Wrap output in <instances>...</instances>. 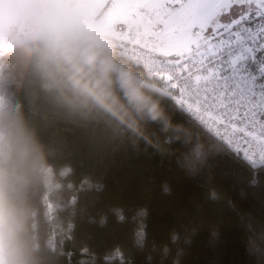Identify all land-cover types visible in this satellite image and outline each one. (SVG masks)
<instances>
[{
  "label": "trees",
  "instance_id": "obj_1",
  "mask_svg": "<svg viewBox=\"0 0 264 264\" xmlns=\"http://www.w3.org/2000/svg\"><path fill=\"white\" fill-rule=\"evenodd\" d=\"M91 36L46 37L75 49L95 46ZM34 40L0 52V112L13 110L49 166L28 193L37 264H264V165L246 162L113 50L161 115L132 109L141 135L103 110H71L38 74ZM252 53L258 77L264 55ZM13 240L10 219L0 221L4 264Z\"/></svg>",
  "mask_w": 264,
  "mask_h": 264
},
{
  "label": "snow or ice",
  "instance_id": "obj_2",
  "mask_svg": "<svg viewBox=\"0 0 264 264\" xmlns=\"http://www.w3.org/2000/svg\"><path fill=\"white\" fill-rule=\"evenodd\" d=\"M109 21L150 58L174 99L250 161L264 158V0H108ZM225 17L227 19H225ZM257 50H259L257 52Z\"/></svg>",
  "mask_w": 264,
  "mask_h": 264
},
{
  "label": "clouds",
  "instance_id": "obj_3",
  "mask_svg": "<svg viewBox=\"0 0 264 264\" xmlns=\"http://www.w3.org/2000/svg\"><path fill=\"white\" fill-rule=\"evenodd\" d=\"M32 55L45 87L75 112L103 110L138 133L132 109L147 111L152 119L161 115L135 70L121 63L102 39L95 46L71 49L37 36ZM48 167L39 143L13 110L0 112V221L10 219L14 233L7 264H37L28 193Z\"/></svg>",
  "mask_w": 264,
  "mask_h": 264
},
{
  "label": "water",
  "instance_id": "obj_4",
  "mask_svg": "<svg viewBox=\"0 0 264 264\" xmlns=\"http://www.w3.org/2000/svg\"><path fill=\"white\" fill-rule=\"evenodd\" d=\"M28 2L29 0H18L17 9H12L9 12L7 8L11 6L7 5V0H1L0 52L19 45L23 41L20 35L11 37L10 39H8V36L11 29L17 26L18 22L26 15ZM60 3V0H51L49 6L37 17V26L47 35L65 38L72 36L78 30L79 22L90 12L94 2L93 0H76L75 4L70 8H64L61 13H58ZM53 15L55 16V21L50 22V17Z\"/></svg>",
  "mask_w": 264,
  "mask_h": 264
},
{
  "label": "built area",
  "instance_id": "obj_5",
  "mask_svg": "<svg viewBox=\"0 0 264 264\" xmlns=\"http://www.w3.org/2000/svg\"><path fill=\"white\" fill-rule=\"evenodd\" d=\"M91 39L93 40L94 44H97L102 39L104 43L108 46V48L110 50L115 51V53L118 56H121L131 61L132 63L138 65L142 69L146 77L154 79L159 82V85H158L159 89L163 93L171 97V99L173 100L177 108L187 113L203 129L207 130L211 135L215 136L216 138L221 140L223 143H225L231 150L238 153L246 162H248L249 164L253 166L264 165V158H261L259 155H256L252 160L249 161L242 152L238 151L235 147L228 144L227 141L223 140L221 136H219L214 129H212L208 124H206L196 112L189 109L187 105L181 102H178L176 99H174V94L172 92V89L169 87L168 81L165 78H162L161 76L157 75V71L151 67L150 58L147 57L140 50L139 47H136L129 43L117 42L111 38H107L101 35L91 36ZM252 60H253V53H250L249 56L244 57L243 61L240 62L238 70L241 72H244L245 74L252 73L249 67ZM5 103H6V98H4V96L0 94V109H2L5 106Z\"/></svg>",
  "mask_w": 264,
  "mask_h": 264
},
{
  "label": "rangeland",
  "instance_id": "obj_6",
  "mask_svg": "<svg viewBox=\"0 0 264 264\" xmlns=\"http://www.w3.org/2000/svg\"><path fill=\"white\" fill-rule=\"evenodd\" d=\"M30 0V4H31ZM45 3H41L39 8H33V10H28L26 15L20 20L15 26L14 31H21V37L24 41L35 39L37 36H44L46 37L47 34L39 27L36 26L35 28L29 27L28 19L31 15H38L39 10L43 9ZM41 8V9H40ZM37 9V10H36ZM110 17V5L108 0H96L92 6L90 12L79 22L78 30L72 35L68 36V38H76L77 36L84 35L87 37L91 34H102L107 37L115 38L116 40L125 41L121 33L117 30L116 26L112 25L109 21ZM225 19H227L225 17ZM95 36V35H94ZM51 39H54L52 36H48ZM57 43H60L59 40H55ZM63 45L70 46L68 44ZM0 261H3V257L0 253Z\"/></svg>",
  "mask_w": 264,
  "mask_h": 264
},
{
  "label": "flooded vegetation",
  "instance_id": "obj_7",
  "mask_svg": "<svg viewBox=\"0 0 264 264\" xmlns=\"http://www.w3.org/2000/svg\"><path fill=\"white\" fill-rule=\"evenodd\" d=\"M61 1V3H60V8H59V10H58V13H61L62 11H63V9L64 8H66V9H68V8H70L72 5H74L75 4V2H76V0H60ZM96 0H93V2H95ZM29 2H30V0H29ZM28 2V6H27V10H26V12L28 11V10H33V8H39V5L41 4V3H45V6H44V8L43 9H41V10H39V12H38V15L37 16H35V15H31L29 18H27L28 19V22H29V27H33V28H35L36 26H37V17L39 16V14L43 11V10H45V8L46 7H48L49 6V4H50V2H51V0H32L31 1V4ZM0 4H1V0H0ZM94 4V3H93ZM7 5H9V6H11L10 8H7V10L9 11V12H11L12 11V9H14V10H16L17 9V5H18V0H7ZM37 10V9H36ZM25 12V13H26ZM50 19L51 20H49L50 22H52V21H55V16L53 15V16H51L50 17ZM14 29H15V27L14 28H12L11 29V32H10V35L8 36V39H10L11 37H14V36H17V35H20L21 36V31L19 30V31H14ZM47 36H51V35H47ZM53 37V36H52ZM66 38V37H65ZM1 253V252H0Z\"/></svg>",
  "mask_w": 264,
  "mask_h": 264
},
{
  "label": "crops",
  "instance_id": "obj_8",
  "mask_svg": "<svg viewBox=\"0 0 264 264\" xmlns=\"http://www.w3.org/2000/svg\"><path fill=\"white\" fill-rule=\"evenodd\" d=\"M93 35H101V36H105V35H102V34H93ZM105 37H107V36H105ZM107 38H111V37H107ZM111 39H113V40H115L114 38H111ZM115 41H117V40H115ZM117 42H119V41H117ZM125 42V41H124ZM131 44V43H130ZM171 98V97H170Z\"/></svg>",
  "mask_w": 264,
  "mask_h": 264
}]
</instances>
